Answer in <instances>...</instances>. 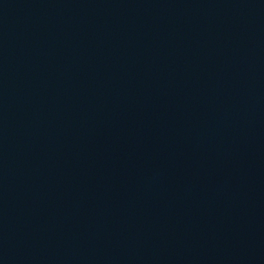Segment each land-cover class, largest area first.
<instances>
[{
	"label": "water",
	"instance_id": "water-1",
	"mask_svg": "<svg viewBox=\"0 0 264 264\" xmlns=\"http://www.w3.org/2000/svg\"><path fill=\"white\" fill-rule=\"evenodd\" d=\"M0 264H264V0H0Z\"/></svg>",
	"mask_w": 264,
	"mask_h": 264
}]
</instances>
